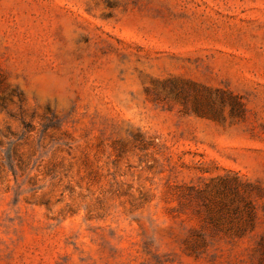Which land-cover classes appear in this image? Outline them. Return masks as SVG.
<instances>
[{"label":"rangeland","instance_id":"rangeland-1","mask_svg":"<svg viewBox=\"0 0 264 264\" xmlns=\"http://www.w3.org/2000/svg\"><path fill=\"white\" fill-rule=\"evenodd\" d=\"M0 264H264V0H0Z\"/></svg>","mask_w":264,"mask_h":264}]
</instances>
